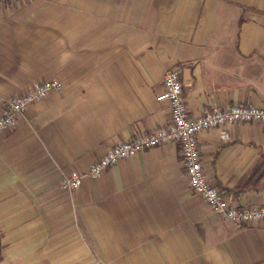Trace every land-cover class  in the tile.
Returning a JSON list of instances; mask_svg holds the SVG:
<instances>
[{"label": "crops", "instance_id": "1", "mask_svg": "<svg viewBox=\"0 0 264 264\" xmlns=\"http://www.w3.org/2000/svg\"><path fill=\"white\" fill-rule=\"evenodd\" d=\"M180 73L189 115L264 108V0H35L0 5L6 99L59 80L0 133V264H264V223L214 214L181 146L120 161L73 192L62 181L166 126L164 75ZM198 138L205 175L237 207L264 203V125Z\"/></svg>", "mask_w": 264, "mask_h": 264}, {"label": "built area", "instance_id": "2", "mask_svg": "<svg viewBox=\"0 0 264 264\" xmlns=\"http://www.w3.org/2000/svg\"><path fill=\"white\" fill-rule=\"evenodd\" d=\"M16 1L30 3L35 0H0V5ZM54 91L63 92L62 83L56 79L35 84L22 95L4 100L0 114V133L14 130L30 105L44 100ZM158 100L170 104L169 124L139 134L110 148L102 158L91 164L86 172L75 171L64 177L61 188L66 192L76 191L86 180H99L105 170L122 160L133 158L158 146L177 144L181 146L185 175L191 190L205 201L214 214L239 226L264 223V203L260 207H237L232 205L219 189L210 184L205 175L198 144L199 135L208 130H221V139L227 142L230 135L224 130L225 126L252 123L264 125V108L234 104L225 108H206L200 115L191 117L177 69L165 73L163 93Z\"/></svg>", "mask_w": 264, "mask_h": 264}, {"label": "trees", "instance_id": "3", "mask_svg": "<svg viewBox=\"0 0 264 264\" xmlns=\"http://www.w3.org/2000/svg\"><path fill=\"white\" fill-rule=\"evenodd\" d=\"M2 259V235L0 233V261Z\"/></svg>", "mask_w": 264, "mask_h": 264}]
</instances>
